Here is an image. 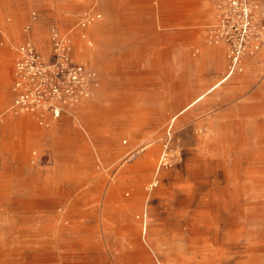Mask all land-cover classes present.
<instances>
[{
    "label": "rangeland",
    "instance_id": "obj_1",
    "mask_svg": "<svg viewBox=\"0 0 264 264\" xmlns=\"http://www.w3.org/2000/svg\"><path fill=\"white\" fill-rule=\"evenodd\" d=\"M222 4L0 0V264H264V0L237 61ZM53 32L95 80L58 116L15 104Z\"/></svg>",
    "mask_w": 264,
    "mask_h": 264
},
{
    "label": "built area",
    "instance_id": "obj_2",
    "mask_svg": "<svg viewBox=\"0 0 264 264\" xmlns=\"http://www.w3.org/2000/svg\"><path fill=\"white\" fill-rule=\"evenodd\" d=\"M221 1L223 4L220 23L217 27L210 29V36L214 42L220 41L219 39L230 42L229 56L237 61L251 26L254 0ZM93 18L94 14H85L82 25ZM53 39L57 45L53 65H43L30 44L21 46V57L16 63L19 76L16 88L19 92L15 98V104L27 111L49 107L53 115L58 116L60 102L76 100L77 93L83 91L86 73L93 83L95 80L92 72H85L81 63L71 60L70 45L66 38L53 32Z\"/></svg>",
    "mask_w": 264,
    "mask_h": 264
},
{
    "label": "crops",
    "instance_id": "obj_3",
    "mask_svg": "<svg viewBox=\"0 0 264 264\" xmlns=\"http://www.w3.org/2000/svg\"><path fill=\"white\" fill-rule=\"evenodd\" d=\"M144 1H149V0H144ZM133 16V15H132ZM130 17V16H128ZM135 17V16H134ZM131 18V17H130ZM129 22H133V21H130L128 20ZM222 47L223 45H206L203 50H204V53H208L209 55H211L213 61H217V58L218 56L220 55L221 53V50H222ZM203 50L201 53H199V57L197 58H203ZM75 54L79 57H83V58H91L93 57L92 53L88 52V51H82V50H79L77 48H75L74 50ZM186 55V58L188 59V61L191 60V55L190 53L188 52L187 54L185 53ZM227 77H223L222 79L220 80H217L216 82H218L219 84L224 80L226 79ZM217 84V85H219ZM216 87V86H215ZM211 88H214L213 86H211ZM203 97V93H199L198 95H196L195 97L192 98V100L190 102H188L186 105H184L179 112L183 111L185 108L189 107L191 104L195 103L196 101H198L199 99H201Z\"/></svg>",
    "mask_w": 264,
    "mask_h": 264
},
{
    "label": "bare ground",
    "instance_id": "obj_4",
    "mask_svg": "<svg viewBox=\"0 0 264 264\" xmlns=\"http://www.w3.org/2000/svg\"><path fill=\"white\" fill-rule=\"evenodd\" d=\"M210 45H223V43L221 42V41H217L216 43H210ZM233 69H229L228 71H227V75H229L230 73H231V71H232ZM226 75V77H228Z\"/></svg>",
    "mask_w": 264,
    "mask_h": 264
}]
</instances>
